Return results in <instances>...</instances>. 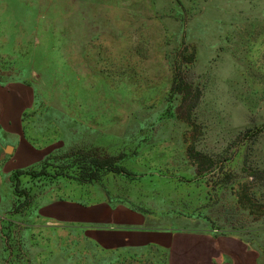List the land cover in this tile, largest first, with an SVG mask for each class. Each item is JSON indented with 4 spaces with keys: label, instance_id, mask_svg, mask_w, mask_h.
Returning <instances> with one entry per match:
<instances>
[{
    "label": "rangeland",
    "instance_id": "rangeland-1",
    "mask_svg": "<svg viewBox=\"0 0 264 264\" xmlns=\"http://www.w3.org/2000/svg\"><path fill=\"white\" fill-rule=\"evenodd\" d=\"M14 86L29 94L24 137L48 159L19 177L32 207L18 214L0 167V264H168L43 214L97 206L239 238L264 264V0H0V88ZM78 154L120 172L81 182Z\"/></svg>",
    "mask_w": 264,
    "mask_h": 264
},
{
    "label": "crops",
    "instance_id": "crops-1",
    "mask_svg": "<svg viewBox=\"0 0 264 264\" xmlns=\"http://www.w3.org/2000/svg\"><path fill=\"white\" fill-rule=\"evenodd\" d=\"M28 92L14 86L0 88V167L1 175L40 164L45 152L34 147L23 132V114L28 107ZM0 191V201L2 199ZM46 208V207H45ZM43 208V209H45ZM43 214L89 222L94 242L106 249L157 247L168 256V264H259L258 254L243 240L212 233H173L142 227L140 216L125 209L107 206L86 209L48 208ZM107 223L108 227H99Z\"/></svg>",
    "mask_w": 264,
    "mask_h": 264
},
{
    "label": "trees",
    "instance_id": "trees-1",
    "mask_svg": "<svg viewBox=\"0 0 264 264\" xmlns=\"http://www.w3.org/2000/svg\"><path fill=\"white\" fill-rule=\"evenodd\" d=\"M177 74L174 71V78L172 82V94L176 96H181V103L186 101V99L183 98L184 94L183 92L185 91V86L184 81L179 80L177 77ZM190 88V87H189ZM196 103V102H195ZM197 157H203L202 154L200 153H195ZM71 157H69L70 159ZM48 159V157H45V159L42 161V166L44 168L45 161ZM38 165H41L38 164ZM34 165L26 170H20L15 172V178L13 179V185L16 186V200L14 202V209H15V214L20 213L21 209H29L32 207V202L31 199L29 198L28 194L26 192H19V195L22 197V202L19 201L21 199L18 196V191H17V186H19V177L21 175H28L29 177H32L34 174L32 172V168L38 166ZM70 169H73L72 172L78 176L80 179L79 181H95L98 179L99 174L101 172H112V173H119L120 168L117 167V164L114 160V158L109 157V156H98V155H87V154H78V160L75 161L72 166H70ZM18 199V200H17ZM31 206V207H30Z\"/></svg>",
    "mask_w": 264,
    "mask_h": 264
}]
</instances>
